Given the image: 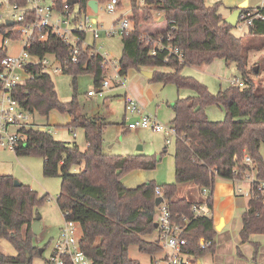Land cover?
Returning <instances> with one entry per match:
<instances>
[{
	"label": "trees",
	"instance_id": "1",
	"mask_svg": "<svg viewBox=\"0 0 264 264\" xmlns=\"http://www.w3.org/2000/svg\"><path fill=\"white\" fill-rule=\"evenodd\" d=\"M79 1V13L87 11L90 0ZM97 1L103 6L110 0ZM131 1L130 19L134 29L123 36V55L119 60L122 73L152 70V82L173 84L179 91L195 93V96L178 99L173 106L177 132L174 183L158 186L149 182L127 188L122 182L125 175L136 170H154L157 159L106 153L103 134L109 124L87 116L76 92L70 102H62L51 75L41 65L28 66L35 78L16 92L25 108L46 118L53 111L68 114L67 127L80 128L85 133L87 149L82 151L77 144L57 141L50 133L24 129L23 143L15 153L42 158L44 175L61 178L57 204L66 219L79 224L81 249L92 264H140L129 256L133 245L145 254L156 255L162 251L157 240H146L148 236L158 235L155 227L157 187L162 188L173 215L193 218L192 207L200 203L198 196L204 189L211 191L205 202L213 209L216 176L229 180L243 178L247 170L245 153L256 163L257 177L264 179V82L252 77V74L256 77L264 74V63L263 58L257 59L250 68L248 58L251 51H264V20L256 21L243 37H236L233 27L220 13L219 4L208 6L204 0H143L140 5L137 0ZM56 2L58 6L63 4V0ZM9 3L26 6V0H10ZM156 13L160 14L158 18ZM152 25L155 29L150 34L151 41L144 40L145 29ZM16 28V25L0 27L4 41L21 39ZM168 36L171 40L166 44L179 48L184 55L182 60L165 49L157 48L156 55H152V50L156 49L154 40L161 37L166 40ZM258 39L257 44L252 42ZM245 41L250 43L245 44ZM70 49L71 45L52 39L45 44L34 42L30 53L40 57L55 55L64 73L74 77L75 89L77 77L82 74L92 75L95 87H100L107 77L104 59L91 55L90 49H82L78 61L73 63ZM7 55V49L0 47V62ZM216 60L235 63L243 87L232 85L214 95L207 86L181 74L187 66H206ZM209 105L223 107L226 119L210 120L206 113ZM185 184H192L194 188L180 196L181 186ZM47 196L40 197L24 184L17 187L13 176L0 175V240H7L17 250L15 256L0 251V264H32L33 256L38 254V249L32 245L35 209ZM257 213L260 215L256 216ZM216 234L211 218L195 219L189 224L187 237L198 259L216 253ZM257 235H264V207L251 200L242 218L240 244ZM201 240H211L213 245L202 250ZM255 247L254 263L259 253L258 246ZM237 253L243 257L239 247Z\"/></svg>",
	"mask_w": 264,
	"mask_h": 264
},
{
	"label": "rangeland",
	"instance_id": "2",
	"mask_svg": "<svg viewBox=\"0 0 264 264\" xmlns=\"http://www.w3.org/2000/svg\"><path fill=\"white\" fill-rule=\"evenodd\" d=\"M66 0H63L65 2ZM138 2L141 0H137ZM0 27L7 24V21H13L15 11L12 5L7 0H0ZM50 3V0H47ZM131 1L123 0L122 5L117 8L114 13L108 12L103 6L97 13H92L95 19L97 18L101 25L109 28L121 16H129L131 14ZM79 5L76 4L74 11H79ZM160 14H156L158 17ZM74 25H71V29ZM155 27L152 25L145 29V32L150 35ZM232 33L236 37H243L248 33V28L240 29L234 27ZM5 35L0 33V47H5L9 55H17L24 47L25 37L18 40L7 39L4 41ZM258 40H252L255 44ZM88 41L92 43V36L88 34ZM250 42L245 41V44ZM97 46H104L102 53L109 60H120L123 55V38L119 36L102 38ZM250 68L256 63L257 59L263 58L264 51L248 53ZM47 60L50 64L47 66L55 84V90L58 97L63 102H70L73 95L77 94L80 106H83L91 116H104L107 121L112 124L104 131L105 147L104 151L112 155H136L145 154V156L155 157L157 159L156 168L154 170H136L123 178V183L130 187L136 188L139 185L149 182H155L158 186L172 184L175 181V158L174 152L176 148V139H172L171 144H166L164 137L154 136L146 130H127V124L124 122V97L115 94L116 90H107L103 96L96 97L88 96V91L96 90L94 80L90 74H82L77 77V87H74V77L71 74L62 72L54 73L53 69L57 67L54 56L48 55ZM37 62V59H32ZM259 66H262L261 64ZM181 74L186 77H192L201 84L207 86L209 91L216 95L219 91L225 90L232 86V80L241 79V73L237 69L235 63H226L223 60H216L210 65L194 67H185ZM253 79L264 82V74L256 77L252 74ZM130 78V76H129ZM168 88L174 89V101L178 99L177 89L175 85L169 84ZM181 95L184 98L195 96L191 90H182ZM165 99L170 98L169 91L166 93ZM108 99V100H106ZM172 104V103H171ZM206 113L210 120L219 122L226 119V113L223 107L217 105H209L206 107ZM68 114H62L58 111H53L49 118L42 117L35 113V121L44 127H49L54 131L53 137L57 141L66 142L69 144H79L82 149L85 148L86 142L84 131L80 128L67 127L69 121ZM164 123L162 119L158 118ZM166 124V123H165ZM73 132H76L77 137L74 138ZM167 147V153L164 149ZM111 148V151L109 150ZM142 151H139V149ZM264 155V149L262 150ZM44 160L34 156H17L11 149L0 150V175L13 176L16 181L30 186L36 191L40 197L48 195L47 199L35 209V214L40 217V230L38 235L32 238L33 247L38 249V254L32 258V264H47V260L53 253L55 242L58 240L61 229L65 224V216L57 204V197L61 192V178L47 177L43 170ZM82 169V168H81ZM81 169H76L79 172ZM235 186L234 194L229 193L223 186ZM238 188L247 191L249 186L245 182L233 183L229 179H224L216 176L214 183L213 195V217L217 221L220 214L232 212L233 219L224 230L217 229L215 241L217 243V251L214 255H206L201 257L202 264H232V260L242 264H253L255 245L258 246V255L255 264H264V235L255 236L245 245L240 244V231L242 228V216L247 211V200L244 192L240 193ZM232 195V196H231ZM208 198L206 195L198 196V199L205 201ZM222 227V225H220ZM158 235L146 237L149 242L156 241ZM227 241V243H226ZM237 247L240 248L243 257L238 256ZM0 251L8 256L17 254L16 248L7 240H0ZM131 259L138 261L140 264H151L154 257L159 255H150L141 253L138 246L133 245L129 250Z\"/></svg>",
	"mask_w": 264,
	"mask_h": 264
},
{
	"label": "built area",
	"instance_id": "3",
	"mask_svg": "<svg viewBox=\"0 0 264 264\" xmlns=\"http://www.w3.org/2000/svg\"><path fill=\"white\" fill-rule=\"evenodd\" d=\"M8 3L10 0H7ZM80 2V1H79ZM120 1L110 0L103 7L110 13H114ZM16 15L13 23L17 26L16 31L21 37H25L24 47L17 55H7L0 62V150L11 149L15 151L23 143L22 130L38 129L43 132L54 134L49 127L35 126V112L25 108L16 97L17 90L28 81L35 78L33 71L28 66L36 67L41 65L49 73L47 66L50 62L48 55L55 58L57 67L54 73H64V67L53 54H46L44 57L32 55L30 49L33 43H49L52 39L60 40L71 45L70 58L73 63L78 61L82 49H90L91 55H100L104 59L103 65L107 73L106 79L101 86L88 93L90 97L103 96L107 90L127 89L128 75L122 73L119 61L109 60L102 53L103 46H89L85 41V36L91 34L94 41H100L103 37L128 36L134 29V23L130 17H123L107 28L101 25L94 18L93 10L88 6V10L82 13L75 12V5L63 2L57 5L56 0H26V6L11 4ZM79 5V3H78ZM102 5L99 4V10ZM264 2L261 7L244 10L240 16L237 27L241 30L250 28L256 21L264 20ZM74 28L71 29V25ZM144 40L151 41L150 35L144 33ZM171 37H161L154 40L156 49L152 50V55H156L157 48L165 49L171 55L183 59V52L179 48H173L166 44ZM81 46V47H80ZM37 59V62L32 61ZM232 85L243 87V83L234 79ZM126 124L127 129H152L159 133L177 137L174 126L167 127L159 119L151 114L144 113L138 103L131 97H125ZM135 117V118H132ZM76 136V134H74ZM244 165L247 167L242 179L249 183V190L244 193L251 201L259 202L264 207V179L257 177L256 163L248 153L244 156ZM236 174V173H235ZM242 193V190H238ZM203 195L209 196L210 189H204ZM156 196L162 198V203L158 206L157 224L158 239L162 251L154 257L151 264H198V259L192 252L191 243L187 237L189 224L192 220L201 218H212L213 210L204 201L194 204L192 207L193 218L187 216L178 217L173 215L168 201L164 198L161 187L156 188ZM66 215H69L67 213ZM260 214L257 213L256 216ZM81 230L78 223L65 218L64 227L60 236L55 242L53 253L47 260V264H92L91 259L81 249ZM213 245L211 240L200 241L202 250H207Z\"/></svg>",
	"mask_w": 264,
	"mask_h": 264
},
{
	"label": "crops",
	"instance_id": "4",
	"mask_svg": "<svg viewBox=\"0 0 264 264\" xmlns=\"http://www.w3.org/2000/svg\"><path fill=\"white\" fill-rule=\"evenodd\" d=\"M122 1L123 0H120V6L122 5ZM131 1V0H130ZM205 3L208 5V6H212V5H216V4H219L221 5L220 6V13L222 14V16L226 19L227 17H229L231 15V13L238 9V7L240 5H244L246 4L247 5V9H254V8H258V7H261L263 5V2L264 0H204ZM140 5H143V0L139 1ZM131 5H132V1H131ZM118 6V7H120ZM132 8L133 6L131 7V10L130 12H132ZM246 9V10H247ZM158 14V13H156ZM155 14V15H156ZM131 15V14H130ZM129 16H121L119 19L123 18V17H130ZM156 17V16H155ZM159 17V16H158ZM156 17V18H158ZM95 18V17H94ZM119 19H117L115 22H117ZM163 19V18H162ZM161 19V20H162ZM97 22H99V20L96 18ZM9 22V21H7ZM13 22V21H10V23ZM114 22V23H115ZM100 23V22H99ZM113 23V24H114ZM112 24V25H113ZM7 25V24H6ZM14 25V24H12ZM111 25V26H112ZM8 26V25H7ZM11 26V25H10ZM249 30V29H248ZM85 41L86 43L89 45V46H97V42L94 41L93 37H92V43H90L88 41V35L85 36ZM120 37V36H119ZM105 38V37H104ZM123 38V37H122ZM98 47V46H97ZM104 47V46H103ZM5 48V47H4ZM116 61H119V60H116ZM142 71H149V72H152V70H148V69H144ZM142 71H135V70H131L129 71L128 73H126L128 75V87L127 89H115V94L116 95H119V96H123L124 97V110H125V115H124V122L126 121V105H125V97L126 96H129L131 98H133L139 105V107L142 109V111L144 113H148V114H151V115H154L156 116L157 118H161L162 121L164 123H162L163 125L167 126V127H171V126H174V120H175V110L173 108L175 102L180 99V98H184V96L181 95V91H179L177 89V94H178V99L173 103L171 102L170 103V100L171 101H174L175 98H174V89L173 88H168L167 85L165 84H162V83H154L151 81V78H148L146 76H144L142 74ZM65 74V73H64ZM130 76V78H129ZM153 77V76H152ZM240 82L243 83L242 81V78L241 79H236ZM169 85V84H168ZM167 91H169V94H170V98H166L165 99V95H164V92L166 93ZM90 91H88L89 93ZM87 93V94H88ZM89 96V95H88ZM170 99V100H169ZM108 100V99H106ZM62 101V100H61ZM63 102V101H62ZM82 108V111L89 117L93 118V119H96L98 121H103L107 124H109V126L112 124L111 122L107 121L106 118L104 116L102 117H97V116H91L89 115V113L86 111V109L81 106ZM37 114V113H36ZM35 117V115H34ZM132 118H135V117H132ZM70 122V117H69V121L68 123ZM166 123V124H165ZM35 126H42L44 127V125H40L37 121H35L34 119V123H33ZM125 125H126V122H125ZM47 127V126H46ZM127 127V126H126ZM128 130V129H127ZM139 130V129H137ZM141 130H146L148 132H151L152 135L154 136H162L164 137L165 141H166V144H171L172 143V139H177V137H174V136H170V135H166L165 133H159V132H156L152 129H142ZM74 134H76V132H73V136ZM77 137V134L76 136H74V138ZM84 137H85V133H84ZM103 138H104V134H103ZM85 142H86V138H85ZM79 146V148L82 150V151H85L87 149V142H86V146L84 149L81 148V146L79 144H77ZM104 147H105V140H104ZM109 150L111 151V148H109ZM139 151H142V149L140 148ZM15 152V151H14ZM164 153H167V147H165L164 149ZM136 155H145V154H136ZM174 158H175V152H174ZM123 182V180H122ZM175 182V181H174ZM231 182L233 183V185L235 183H239V182H245L248 184L249 186V183L246 181V179H240V180H231ZM124 184V183H123ZM125 185V184H124ZM143 185V184H142ZM126 186V185H125ZM140 186V185H139ZM127 188H130L128 186H126ZM229 193H233L234 194V190H235V186H223ZM133 188V187H132ZM194 188V186L192 184H185V185H182L181 186V195L180 196H183L185 193H187L188 191L192 190ZM238 190H241V188H238ZM249 190V189H248ZM247 190V191H248ZM247 191H243L242 190V193H246ZM203 193L201 192L200 195H202ZM210 194H211V191H210ZM209 194V195H210ZM212 194L214 195V189L212 191ZM199 195V196H200ZM232 196V195H231ZM198 202L202 203V199L200 200H197ZM250 200H247V203L249 202ZM204 202V201H203ZM213 204H214V201H213ZM247 209H248V205H247ZM213 210V213H214V208L212 209ZM247 212V211H246ZM245 212V213H246ZM233 210L232 212H229V213H226L224 215L220 214V217L218 218V220L216 221L215 218L212 216L211 219L214 220V224L216 226V230L219 228L221 230H224L227 225L230 224V222L232 221L233 219ZM243 213V215L245 214ZM214 215V214H213ZM243 218V216H242ZM222 225V227L220 226ZM257 236H261V235H257ZM255 237V236H252V238ZM251 238V239H252ZM227 243V241H226ZM246 244V243H245ZM245 244H241L242 245H245ZM238 249V247H237ZM217 251V249H216ZM241 251V250H240ZM242 253V252H241ZM243 255V254H242ZM264 256V255H263ZM201 262V260H200ZM202 264V262H201ZM232 264H240L238 263V261L236 260H232ZM242 264V263H241Z\"/></svg>",
	"mask_w": 264,
	"mask_h": 264
},
{
	"label": "water",
	"instance_id": "5",
	"mask_svg": "<svg viewBox=\"0 0 264 264\" xmlns=\"http://www.w3.org/2000/svg\"><path fill=\"white\" fill-rule=\"evenodd\" d=\"M67 2L71 5H76L79 3V0H67ZM1 3H0V7H1ZM88 6L93 10V12L97 13L99 11V2L97 0H90L88 2ZM248 7L246 4L244 5H240L238 7V9L234 10L231 15L229 17H227L225 19V21L231 26V27H236L238 22H239V19H240V16L242 15L243 11L246 10ZM163 20V19H162ZM14 24L13 22L10 23L7 22V25L10 26ZM142 74L148 78H152L153 76V73L152 72H149V71H142ZM15 185L17 187L21 186L22 183H20L19 181H16L15 180ZM163 199L162 198H157L156 201H155V204L156 206L158 207L161 203H162ZM156 228H158V224L155 225ZM32 231L34 233V235H38L41 230H40V217L37 216L36 217V220L33 222L32 224ZM198 264H201V262L199 261ZM255 264V263H253Z\"/></svg>",
	"mask_w": 264,
	"mask_h": 264
}]
</instances>
